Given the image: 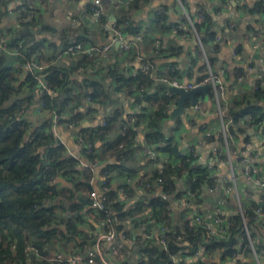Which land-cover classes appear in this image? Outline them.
<instances>
[{"label":"trees","instance_id":"16d2710c","mask_svg":"<svg viewBox=\"0 0 264 264\" xmlns=\"http://www.w3.org/2000/svg\"><path fill=\"white\" fill-rule=\"evenodd\" d=\"M149 1L128 0L127 8L121 6L118 13L117 28L134 34L138 29L133 26L132 14L141 4H147ZM5 3L7 0H0L1 6ZM103 3L106 7L108 6L107 0ZM187 10L189 17L194 21L201 43L203 45L211 43L215 36L210 32L212 21L209 13L203 7L198 8L199 13L204 15V21L196 23L198 10L190 12L188 5ZM165 21V15L156 16L159 29L170 30V25L168 27L164 25ZM40 25V18H36L19 23L16 28H9L10 45L15 47L18 41L23 43L21 57L14 62L7 56L0 55V264H66V262L48 261L52 256L50 255L52 249L48 245L55 243L59 237L78 236L80 231L75 221L57 220L51 201L58 195H64L69 199H72L75 194L88 195L93 190L89 184L93 173L90 168L74 170V172L68 170L77 166V163L75 160L65 159L61 153L62 147L57 144L51 134L49 135L48 132L53 127L52 115L63 114L64 110L73 103L78 108L82 98L86 97L99 105L109 102L111 85H114L116 92H123L134 97L136 103L140 93H143L144 97L140 102L142 107L126 121L117 125L119 116L117 114L116 117L106 118L105 126L95 129L91 136L87 135L93 145L92 153L86 155L90 164H100L110 158L115 160V164H108L101 171V174H106L108 178L107 190L104 193L106 210L96 213L98 220L108 222L110 229L120 233L124 231V223L127 220L131 219L135 222L138 216L152 209L153 220L158 222L160 220L169 230L166 233L165 249L155 245L152 240L141 245L146 253L148 264H172L174 257H193L201 250L209 254L221 253L224 258L236 257L240 250L245 257H248L249 242L243 233L242 218L239 215L231 217V226L223 236L216 235L208 242L206 233L201 227L189 228L186 220L181 226L173 225L168 216L167 202L153 197V193L157 190L155 181L158 178L164 180L161 191L165 195L175 191L179 178L184 179L185 187L197 195L204 187H209L212 183V178L203 164L196 163L192 158L179 156L181 148L178 140L173 136H166L163 132V122L168 118L166 108L176 100V96H166L163 87L153 94H146L153 87L150 67L153 59L176 58L182 52V48L179 45L163 48L160 44L158 49L152 50V56L145 59L149 64L148 71L140 70L135 74L128 73L122 64L110 63L106 68L89 75L90 77L80 83L79 87L86 91L82 92L79 88V91L75 90L76 95L71 94L74 86L71 77L80 70L87 72L95 61L85 55H77L74 67L60 69L49 65L39 73L40 78L46 87L57 95L40 97L45 102L44 112L51 116L44 118L42 122L35 123L29 119L28 110L34 101V92L37 93L39 82L34 75H24L22 64L31 58L32 52H37L38 60L41 61L44 58L39 51L44 43L37 38L36 33L41 31L56 34L62 42L60 49L55 43L48 42L49 48L52 49L50 58H44L48 62L56 59L57 55L63 54L65 46L71 39L84 44L87 42L84 38L85 32L80 27H69L55 32L46 27L40 29ZM181 33L177 31L178 35ZM2 38L4 37L0 36V39ZM195 48L194 62L201 59L200 51L196 46ZM240 50L241 47L238 51ZM116 52L118 55L121 54ZM131 52L130 49L129 55ZM136 56L137 54L131 57ZM210 62L214 63L212 58ZM162 73L163 77L169 81L179 78L176 73L171 72L170 67ZM243 74V71H235L234 81ZM60 94L63 96L61 100L58 98ZM68 115L69 117L58 121L57 125L68 127L71 122L77 125L82 119V114L75 113L71 108ZM226 115L230 120L228 130L233 137L242 134L248 126L254 129L262 128L264 126V86L228 102ZM175 121L176 126H179L180 118ZM143 123L146 125V130L144 143L140 145L136 141V130ZM116 130L122 135L118 134L115 139H109V135ZM97 144H99L98 147H96ZM145 146L161 152L169 160L160 174L153 170L149 178V175L139 177V187L145 194L133 210H128L125 209L123 202L119 201L118 192L108 188V182L113 172H124L127 177L132 178L137 170L128 163L134 161L136 155L142 153ZM73 173H78L77 177H72ZM66 176H71L68 181L71 182L72 187L60 192L57 190V183L51 181ZM145 184H149V187L145 188ZM125 191H127L126 187ZM42 204L45 205L42 206ZM81 208L82 205L78 202L72 206L74 211ZM257 209L264 211V204L259 207L257 203L249 202L243 209V219L248 226H252V229L255 227ZM61 224L65 232L59 229ZM261 224L264 226V223ZM125 234L128 236L129 232L126 231ZM27 246L33 247L36 254L27 256L25 253ZM255 248L258 251L264 250V246L258 243H255Z\"/></svg>","mask_w":264,"mask_h":264},{"label":"crops","instance_id":"0c3cea01","mask_svg":"<svg viewBox=\"0 0 264 264\" xmlns=\"http://www.w3.org/2000/svg\"><path fill=\"white\" fill-rule=\"evenodd\" d=\"M24 1L7 0V3L3 6L0 5V36L11 38L8 29L12 27V14L15 11L17 13L20 11L19 7ZM126 1L128 0H107V7L103 3L106 9L104 17L97 21L91 17L83 16V9L89 6L92 0H40L37 12V19L40 18L41 20L39 28L46 27L58 32L69 27H80L85 32L84 38L87 41L85 44L101 46L111 40V33L105 28L117 24L118 13ZM187 5L190 12H195L196 9L203 7L211 17L210 32L222 39L212 59L215 67L223 69L226 73L227 93L225 100L230 102L239 99L244 94L251 93L256 74L264 72V43L261 42L264 39V0H233L228 4L226 0H188ZM159 10L164 12L163 15L166 18L164 25L167 27L180 20L181 10L177 0H150L147 4H141L138 10L132 14L133 26L138 30L134 34L125 32L126 39L132 43L130 55L134 56L137 54V56L131 57L129 53L118 55L116 51H113L109 62L93 63L87 72L82 70L75 72L71 77L74 85L71 94L76 95V92H72L82 89L79 87L80 83L90 77L89 75L106 68L110 63L122 64L130 74H135L142 70V65L147 62L145 59L152 56L154 41L156 40L160 41L163 48L179 45L182 48V52L176 58L153 59L152 65H150L153 74L163 72L167 67H170L171 72L179 76L178 79L183 77L185 80L186 77L187 79L195 80L201 77L204 73V66L201 59H197L194 62L196 60V48L193 40L183 41L169 29H159L156 22V13ZM140 29L145 30L142 32ZM36 35L39 40H43L42 43L44 44L39 51L44 58H50L52 53L48 42L55 43L59 49L62 46V42L56 34L38 31ZM255 44H258L259 47L254 48ZM240 47L241 50L238 51ZM256 55H258V58H255ZM44 58L41 62L44 63L46 68L49 65L60 69L70 68L74 67L77 61V55L64 52L57 55V58L51 62L44 60ZM249 65L253 68L251 73H248L239 83L234 81L235 71H244ZM188 73L189 75H187ZM85 91V89H82V92ZM109 91L111 100L105 104L99 105L94 102H86V98H82L78 108H76L75 103L71 104L69 108L64 110L63 114L69 117L68 114L71 108L75 113L82 114L81 121L77 125L72 122L74 123L73 127L64 125L53 126L48 132L49 135L51 134L55 138L57 144L62 147L61 153L63 157L76 161L77 166L68 169L71 172H74V170L81 171L80 169L91 165L82 145L77 140L79 134L86 133L85 135L89 134L91 136L95 129L102 127V121L109 117H116L117 114L119 115L117 125H120V122L126 121L138 111L134 97L128 96L123 92H116L114 85H111ZM155 91L156 88L153 86L151 92ZM60 97L63 99L62 94L58 97L59 100H61ZM201 98L206 108L207 114L205 117L196 118L195 121L190 117L189 113H186V117H178L181 121V129L176 133L182 151H186L187 145L198 142L204 136L212 135L215 138L220 132L221 123L217 117L215 104L211 101H205L203 96ZM37 101L38 90L37 93L34 92V101L28 110L29 119L35 123L42 122L44 118L51 116L47 112H37ZM191 119L193 122H191ZM176 123V121H171L169 116L165 119L163 132L166 136L171 135L170 130L174 129ZM145 126L143 123L136 130V141L140 145L144 143ZM119 133L116 130L109 135V139H115ZM233 143L231 149L245 151L251 157L252 165V179L245 180L240 177L242 166L238 163L237 158L231 157L233 171L238 176L236 194L234 192L225 193L223 190L209 192L204 188L199 193L194 206L188 208L181 197L183 187L181 183L176 185L175 191L170 195L163 194L161 187L156 185L157 190L153 193V197L160 198L162 202H167L168 216L171 218L173 225L181 226L192 213L199 214L204 220L207 218L211 220L216 213L225 217L236 215L239 212V206L245 209L246 204L242 202L241 196L247 193L246 189L252 195L249 202L260 203V200L264 197V190L257 187L253 181L254 178L264 180V126L259 129L248 127L242 134L234 137ZM221 149H224L223 144L219 145L214 139L205 141L203 147L198 149L199 158L197 163L204 165L206 162H211L217 168L215 175L222 178L229 175L230 165L227 159L218 158L217 155ZM153 151L155 158H157L156 161H161L163 154L155 149ZM141 152L136 155L134 161L128 163L137 170L132 178L127 177L124 172H113L108 182V188L111 191L118 192L119 201L123 202L125 209L128 210H133L136 203L141 201L145 194L144 190L139 187V177L148 176L155 170L151 158L144 155L143 150ZM108 164H115V160L110 158L102 161L96 169L92 170L93 177L89 184H91L93 189L98 188L102 181L101 171ZM128 164L127 166H129ZM100 167L102 169H99ZM73 174L72 177H77L78 173ZM70 177L66 176L55 180L58 191L62 192L72 187L71 182L68 181ZM125 187L127 189L126 198H123L120 189H125ZM75 202L82 205L81 210H72ZM51 203L54 206L58 221L62 219L75 221L80 231L78 236L59 237L55 243L49 244V248L52 249L51 258L56 254H62L65 257L80 256L84 258L86 252L92 248L95 241L107 232V229L103 227V222L98 220L97 214L89 207L88 195L75 194L72 199L64 195H58L53 198ZM153 216V210L148 209L138 216L136 223L131 219L127 220L124 223V231L115 233L116 238L113 243L101 244L105 254L102 258L97 257L94 260V264H110V261L112 264H148L146 253L141 245L144 242L156 240L160 222L153 220ZM246 225L254 239V247L255 243L264 246V226L256 222L254 229H249L250 226H248L247 222ZM59 229L64 231L62 224L59 225ZM126 231L129 232V237L125 234ZM145 236H150L151 238L147 240ZM114 245L120 246L117 248L119 259L116 261L111 254L112 246ZM107 251L109 255H106ZM257 256L258 264H264V250H257ZM187 259L194 264H220L222 259H227L226 264H257L252 254L250 255L249 253L248 257H245L240 250H238L237 256L233 258H224L221 253L209 254L201 250L196 256ZM261 259L263 262H261Z\"/></svg>","mask_w":264,"mask_h":264},{"label":"built area","instance_id":"2783aa9c","mask_svg":"<svg viewBox=\"0 0 264 264\" xmlns=\"http://www.w3.org/2000/svg\"><path fill=\"white\" fill-rule=\"evenodd\" d=\"M233 0H226L227 4L230 3ZM40 0H25L20 8V11L17 13L16 11L12 14V27L16 28L19 23L31 21L37 18V12L39 7ZM126 1L124 5H122L124 8H127ZM177 3L181 10V16L180 20L176 23H173L170 25V30L173 32L174 35H176L179 39L183 41L193 40L195 46L198 48L201 54V60L202 64L204 66V73L201 77L191 80L187 79L185 77H182V79H174L172 81L167 80L163 77L162 72L152 73L151 77L153 80V86L156 88V90L160 88H164V92L166 96H170L171 94L168 92L167 87H173L176 89H181L185 92L191 91L193 89H196L201 86L210 85L211 89L208 90L206 95H202L203 99L205 96H207L208 100L215 104L217 108V117L220 120L221 128L220 132L214 136L208 135L204 136L203 139L199 140L198 142H195L191 145H187V150L182 151L179 153V156L181 157H187L192 158L197 163L198 160V149L202 148L205 141L214 139L219 145L224 146V149H221L218 153V158H224L227 159L230 165V173L227 177H218L215 175V172H217V168L211 163L206 162L203 166L206 169V171L209 173L210 177L212 178L211 186L204 187L207 191H224L225 193H231L234 192L237 193L236 190V183L238 180V176L235 175L232 165H231V157H235L238 160V163L242 166L240 177L245 180L252 179V165H251V157L245 152V151H236L235 149H231L233 146V139L234 137L229 133L228 126L230 124V120L226 115V107L228 102L225 100L226 93H227V80L225 79V71L220 68L215 67V63L210 62V58L215 54V52L218 50L219 45L222 41V39L219 36H215L209 46L206 48L205 45L201 43V39L196 31V28L194 26V21L189 17L188 10H187V3L188 0H177ZM105 7L102 2V0H92V3L89 6H86L83 9V16L84 17H91L95 20H101L104 17L105 14ZM198 13L200 10L197 11ZM163 15L164 12L162 10L157 11L156 15ZM204 21V15L202 13H199L196 15L195 22L196 23H202ZM107 31L111 33V40L103 44L101 46L98 45H87L82 43L81 41H78L76 39H71L69 43L64 48V53L66 54H75V55H85L90 59H93L95 63H107L111 59V54L113 51H118L121 54H127L128 51L132 47V43L129 42L126 39V33L120 29L117 28L116 25H110L105 28ZM177 31H181V34H177ZM255 37V36H254ZM260 37V36H259ZM264 43V39L261 41ZM118 43V46L115 47V44ZM208 45V44H207ZM160 46V41L156 40L154 41V49H158ZM23 43L22 41H18L17 45L12 47L10 45V41L8 38H2L0 39V55L7 56L8 59H12V61L17 62V60L21 57V53L23 50ZM258 44L254 45V48H258ZM22 69L24 72V75L31 74L34 75L39 82L38 86V101H37V112L42 113L44 112L45 102L40 97L50 95V96H56L57 93L49 90L46 85L43 83V81L40 78V74L42 71L46 69V66L44 63H42L37 58V52L31 53V58L28 61H25L22 64ZM149 64L146 62L142 65V71H148ZM253 68L249 65L244 71L243 75L236 78V82L239 83L243 80V78L248 74L251 73ZM190 73V71H188ZM189 73L187 75H189ZM264 86V72L258 73L255 76V81L253 83L252 91L257 90L259 87ZM156 92V91H155ZM155 92H151V90H148L146 94H153ZM72 93H75L73 91ZM197 95V96H198ZM211 95V97L209 96ZM195 98V103L193 105H190L189 101H185V103H188V105H185V113L181 117H186V113H189L190 117L195 121L196 118L205 117L206 108L202 101V96ZM143 93L139 94L138 101L136 103L137 110L142 107L143 100ZM86 102H91L89 97H86ZM176 107L175 101H173L172 104H170L166 108V112L169 116L172 109ZM188 108V109H187ZM53 119V126H57L58 121L61 119L67 118L65 114H57L54 113L52 115ZM191 119V122H193ZM175 121V120H174ZM173 121V122H174ZM188 123V122H187ZM74 123H70L69 127H73ZM101 126H105V121H102ZM194 126V125H192ZM249 127V126H248ZM181 129V124L179 126L174 127V138L177 139V131ZM119 134L122 135L120 132ZM78 142L82 145L84 149L85 155H90L92 153V143L89 141V138L84 133H81L77 136ZM143 154L147 157L151 158L152 165L155 168V171H157L159 174L162 172L163 166L168 162L169 159H167L166 155L163 154V159L161 161H156L157 158L154 156V151L149 146H145L143 148ZM99 164L92 163L89 167L90 170H94L98 167ZM86 167V168H89ZM102 181L98 185V188L93 189L88 194V200H89V207L95 212H103L106 210V197L104 195L105 191L107 190L106 183H107V176L106 174H102ZM150 175L148 176V178ZM52 183H55V180L51 181ZM164 180L162 178H158L155 183L157 186L161 187ZM255 185L259 188H263L264 190V180L260 178H254ZM177 184H180L182 187L181 197L184 201V204L186 207L190 208L193 207L196 203V200L198 199V196L195 192H192L188 190L185 187L184 179L179 178L176 182ZM145 188L149 187V184H145ZM203 188V189H204ZM120 193L123 198H126V191L124 188L120 189ZM262 204H264V197L260 200V203L258 206L260 207ZM45 204H42L44 206ZM239 215L242 218V230L249 242V253L252 254L256 263L258 264V256H257V249L254 247V239L250 233V231L247 228L246 222L243 219V209L241 206H239V212L236 214ZM232 217V216H231ZM231 217H225L219 213H216L214 217L210 220L209 223H206L205 220L196 213H192L189 215L186 219V224L189 228L191 227H201L205 233H206V241L210 242L211 238L214 236H223L227 229L231 226ZM159 232L156 237V240H154L155 245L159 246L162 249L166 248V233L168 232V228L165 227L163 222L159 220ZM256 222L261 224L264 223V211L257 209L256 210ZM103 227L107 229V232L100 236L95 243L93 244L92 248H90L87 252L84 258L82 257H65L62 254H56L51 259H48L49 262H66V264H94V260L98 258H102V256L105 254V251L102 250L101 244L102 243H113L114 239L116 238L115 232L109 228L108 222H103ZM145 238L148 240L151 237L145 236ZM180 239V237H178ZM117 245L112 246L111 254L115 257V261L119 259L117 254ZM14 247L12 246V249ZM25 253L27 256H30L32 254H36L35 250L31 246H27L25 248ZM110 254V255H111ZM198 252L194 255L196 256ZM106 255H109L108 251L106 252ZM110 264L112 262L110 261ZM172 264H194L190 263L189 260L186 257H174L172 260ZM198 264V263H197ZM260 264V263H259Z\"/></svg>","mask_w":264,"mask_h":264},{"label":"water","instance_id":"95a60500","mask_svg":"<svg viewBox=\"0 0 264 264\" xmlns=\"http://www.w3.org/2000/svg\"><path fill=\"white\" fill-rule=\"evenodd\" d=\"M117 46H118V43L115 44V47H117ZM255 58H258V55H256ZM167 89L171 95L176 96V100H175L176 107L174 109H172L170 114H169L170 120L174 121L176 118L184 115V113H185V108H184L185 101H189L190 105H193L195 103L196 96L198 94L206 95L208 90L211 89V86L210 85L201 86V87H198V88L193 89V90L188 91V92H185L181 89H176L173 87H167ZM204 100L205 101L208 100L207 96L204 97ZM99 169H102V167H100ZM81 200H83V199H81ZM205 222L209 223V219L208 218L205 219ZM261 262H263L262 259H261Z\"/></svg>","mask_w":264,"mask_h":264},{"label":"rangeland","instance_id":"374dc122","mask_svg":"<svg viewBox=\"0 0 264 264\" xmlns=\"http://www.w3.org/2000/svg\"><path fill=\"white\" fill-rule=\"evenodd\" d=\"M142 32L145 30H143V29H140ZM209 44L210 43H208V45H205L206 46V48L209 46ZM60 99H61V97H60ZM175 131H173V130H170V134L171 135H173V133H174ZM246 189V188H245ZM246 191H247V193L245 194V195H242L241 196V200H242V202L244 203V204H247L249 201H250V199H251V193L246 189ZM250 228H252V226L250 225ZM227 263V259H222L221 261H220V264H226Z\"/></svg>","mask_w":264,"mask_h":264}]
</instances>
